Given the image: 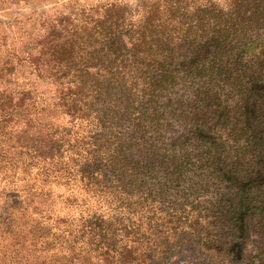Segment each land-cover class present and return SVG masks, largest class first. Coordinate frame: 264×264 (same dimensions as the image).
<instances>
[{"label": "trees", "instance_id": "trees-1", "mask_svg": "<svg viewBox=\"0 0 264 264\" xmlns=\"http://www.w3.org/2000/svg\"><path fill=\"white\" fill-rule=\"evenodd\" d=\"M64 7L40 18L32 47L0 62L2 83L28 71L51 85L50 96L31 84L1 90L0 179L21 169L78 181L105 205L107 216L81 220L100 252L117 253L110 263L133 259L138 226L121 218L141 211L159 213L160 253L215 248L221 224L237 226V205L245 223L251 173L264 172V0ZM45 101L66 124L37 120ZM116 230L134 235L115 247L106 237Z\"/></svg>", "mask_w": 264, "mask_h": 264}, {"label": "rangeland", "instance_id": "rangeland-1", "mask_svg": "<svg viewBox=\"0 0 264 264\" xmlns=\"http://www.w3.org/2000/svg\"><path fill=\"white\" fill-rule=\"evenodd\" d=\"M106 1L134 3L136 0H0V62L12 52L20 53L25 47H32L40 31V18L65 9L66 4L86 6ZM26 73L29 74L19 71L13 77L4 78L7 84L0 79V93L5 88L15 94L18 86L29 88L31 84L51 95V85L45 77L32 79ZM37 120L54 126L67 123L66 116L52 104L38 112ZM9 143L11 140L6 146ZM60 173L64 174L55 171L45 176L35 170L26 173L12 169L7 172L9 176L0 179V264H118L109 262L112 255L118 257L112 250L106 251L109 256L104 260L107 255L96 246L99 237L87 232L81 220L90 219L94 211L97 216L102 213V217L107 216V212L98 211L104 210L105 205L101 207L96 196L83 189L78 181L72 183ZM251 176L256 179L247 191L252 209L241 224L237 220L241 214L237 205L233 217L237 226H229L230 221L227 224L224 221L218 230L215 248L181 242L162 254L155 248L154 235H151L152 231L156 232L159 213L152 215L151 220L143 217V211L137 220L121 218L126 224L133 222L136 226L137 223L136 243L142 242L137 244L139 248L133 245L136 248L133 259L125 264H264V172L254 171ZM119 226L115 220L112 227ZM214 230H209V234ZM133 235L116 230L107 233L106 241L120 248ZM219 242L221 248L216 247Z\"/></svg>", "mask_w": 264, "mask_h": 264}]
</instances>
